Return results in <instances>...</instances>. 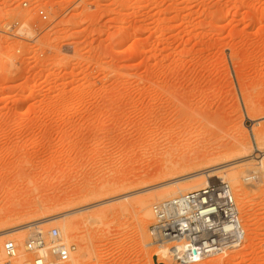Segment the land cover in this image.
Masks as SVG:
<instances>
[{"label":"rangeland","instance_id":"obj_1","mask_svg":"<svg viewBox=\"0 0 264 264\" xmlns=\"http://www.w3.org/2000/svg\"><path fill=\"white\" fill-rule=\"evenodd\" d=\"M16 21L10 35L5 25ZM183 97L188 109L177 105ZM204 111L214 116L203 124ZM183 122L189 140L167 148L165 126ZM260 130L264 0H0V264L4 242L23 252L34 228H57L74 244L72 264H177L150 244L152 206L203 178L182 181L193 173L165 167L177 153H234L240 141L259 156ZM255 167L237 170L261 177ZM243 181L245 199L225 180L243 245L198 264H264V179Z\"/></svg>","mask_w":264,"mask_h":264},{"label":"built area","instance_id":"obj_2","mask_svg":"<svg viewBox=\"0 0 264 264\" xmlns=\"http://www.w3.org/2000/svg\"><path fill=\"white\" fill-rule=\"evenodd\" d=\"M22 2V7H27ZM38 19L48 22L42 7ZM21 29L19 22L6 24L7 32ZM264 179L252 175L250 180ZM153 222L149 227L150 244L165 249L177 264H198L206 259L239 249L245 240L239 211L229 184L211 181L201 189L180 193L152 206ZM35 230L24 240L23 249L32 256L27 264H72L76 252L57 228ZM20 252L12 240L4 242L3 264H15Z\"/></svg>","mask_w":264,"mask_h":264},{"label":"bare ground","instance_id":"obj_3","mask_svg":"<svg viewBox=\"0 0 264 264\" xmlns=\"http://www.w3.org/2000/svg\"><path fill=\"white\" fill-rule=\"evenodd\" d=\"M188 104H190V103H187L184 100V97L181 100H179L178 103H177V105H180V106H182L185 109H188V107H191L190 106L191 104L189 106H188ZM208 113H206L204 111V112H202L199 115L200 118L202 119V123L203 124H204V122L206 123V122H209V121H211L213 119V116L214 115L211 116ZM180 114L182 116L183 113L180 112ZM165 127H166L167 132H168V140L166 142L167 148L168 147L169 148L170 147H174V146L178 145V143L179 144L182 143V141H184V140H187L188 141L189 140L188 138L191 136V133H190L191 126L189 124H184V122H183L182 125H180V127L172 126V125L170 126V124L168 125V127H167V125ZM252 136H253L254 142L257 144V150L260 152L259 153L260 154L259 156L258 155L257 156L256 155L253 156L254 153H251V151H252V145L248 141H246L247 143L246 142H241V141L240 142H236L235 144L233 143L232 149L235 152L233 151L234 153H229V154H224V153H217V154L216 153H177L176 156H177V158L179 157L178 158L179 159L178 160L179 162L178 161L172 162L169 166H166L165 168L168 171H176L175 174H177V175H179V173L182 174V173H186V172H188V174H189V172L190 173H193V174L188 175V176H185L186 175L185 174L184 175L185 177L181 179L182 181L183 180H187V179H190V180L193 179L194 180L195 178H197V180L199 178L200 179L203 178V180L201 182H199L198 184L194 185V186L192 185L191 187H187V188H178L177 187L176 189H169L170 191H168V193L166 191L167 194L166 193L163 194L164 197L165 198H171L174 195L176 196V194L178 195L180 193H184V192H189V191L201 189V188L205 187L206 185H208L211 181H213V180L210 179L211 177H213V179L215 177V179L217 178V179H219V181H221V180H223V181L228 180L229 182H231L232 185H235L238 188V191H239L240 195L245 199L247 197V195H248V192L246 190L247 187H244V185H243L244 183L243 184L241 183L243 181V179L246 182V176L245 177L243 176L245 170L242 171V170H237V169L239 167L241 168L242 166H250L251 165L253 167L256 166L255 168H259V169H263L264 170V152L261 150V147H263V145H264V131H261V130L260 131H254L252 133ZM207 138L210 139V137H207ZM200 139H202V138H200ZM203 139H204V137H203ZM209 139H206L205 141L207 142V141H209ZM201 143H202V141H201ZM205 146H206V144H205ZM201 147H202V145H201ZM206 152H208V151H206ZM166 154L167 155H165V156H172L173 157L175 153H166ZM210 157H212V158H210ZM207 158L212 159V160L214 158L215 159V162L212 163V161H211V163H210L209 161L206 160L207 162H209V164H207V162H206V165H204L203 162H202V160L207 159ZM250 161H254V163L253 162L250 163ZM237 162H240V163H239V165L237 164L238 166H235L236 165L235 163H237ZM183 166H186L187 168H185V167L184 168L187 169V170L181 169V168H183ZM259 169H258V171H259ZM255 170H257V169H255ZM175 174H174V172H172V175L173 176H175ZM263 174H264V172H262L261 176ZM245 175H247V174H245ZM255 176L256 175H254V177ZM179 181L180 180H178V182ZM170 184H173V185L177 184V180H173ZM107 186L110 187V185H107ZM101 188L103 189V187H101ZM111 188L112 187H110V189ZM168 188H170V187L168 186ZM105 189H106V187H105ZM99 191H100V189H99ZM116 193H118L117 190L113 192V194H116ZM129 196H131V194H129V193L128 194L121 195V196H117V197L115 196L116 198L113 197L114 199H112V201L113 200L114 201H116V200H126ZM108 202L109 201H107V202H105V201L103 202L102 201V202H100L97 205L105 204V203H108ZM137 204H138V206L142 210L147 209V207H148V200H147L146 197L145 198L142 197V198H139V199L137 198ZM83 209H85V208H81V209L77 210V212L83 211ZM103 213H104V209H100V210H98L96 212H93L92 215L93 216L94 215H101ZM144 216L145 217H151V213L150 212H146L144 214ZM64 217H66V216H64ZM57 218L58 217H55V216L52 217V218L50 217L49 219H46L45 220V223L44 224H46V225L47 224H49V225L50 224H53V223H55L54 221H57L56 220ZM59 219H60V217H59ZM144 219H145L144 220V224H145L146 222H148L147 221L148 219H146V218H144ZM140 222H139V224H140ZM40 224H39V226H40ZM142 224L143 223H141V225ZM49 225H47V226H49ZM141 227H143V226H141ZM26 228L27 229H30V228L32 229L34 227H31V225L29 224L27 226H20L18 228H15V229H13L11 231L6 232V233L7 234H15L16 235V234L22 233V231H25ZM142 229H144V228H142ZM22 237H23V235H22ZM22 241H21V243H22ZM20 252H19L20 254H18V256H17L18 259L16 258V262L19 263V264H25L27 262L26 261V259H27L26 254L27 253L25 251L22 252L21 250H20ZM166 255L168 256V259L171 260V258L169 257L168 253H166Z\"/></svg>","mask_w":264,"mask_h":264}]
</instances>
